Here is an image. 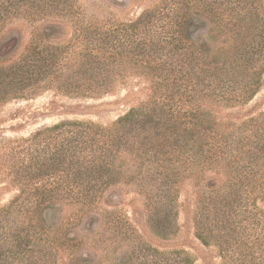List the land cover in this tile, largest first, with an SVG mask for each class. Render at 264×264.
Wrapping results in <instances>:
<instances>
[{"label":"trees","instance_id":"obj_1","mask_svg":"<svg viewBox=\"0 0 264 264\" xmlns=\"http://www.w3.org/2000/svg\"><path fill=\"white\" fill-rule=\"evenodd\" d=\"M249 1L236 0L229 9L203 1L212 33L225 19L220 40L196 39L194 15L182 13L175 0L171 11L157 6L119 26L84 18L81 35L64 41L57 39L60 28L81 24L75 0L0 6V37L14 18L32 32L16 58L0 63V106L47 91L100 98L128 77L149 82L147 100L110 125L64 120L27 136L0 134V183L14 191L0 208V264H54V249L63 247L44 219L49 211H73L93 236L108 227L106 249L70 264H194L184 250L147 244L126 217L104 224L99 212L133 189L148 204L152 234L168 240L176 231L180 180L193 172L201 177L194 188L195 238L217 248L223 264H264V210L258 206L264 184L249 181L255 169H242L264 161V112L242 118L237 139L213 118L246 105L261 89L264 18ZM164 50L170 55H161ZM155 176L161 183L149 185Z\"/></svg>","mask_w":264,"mask_h":264},{"label":"rangeland","instance_id":"obj_2","mask_svg":"<svg viewBox=\"0 0 264 264\" xmlns=\"http://www.w3.org/2000/svg\"><path fill=\"white\" fill-rule=\"evenodd\" d=\"M7 1L0 0V6H9ZM12 1V0H11ZM14 1V0H13ZM174 0H75L78 7V15L81 19L80 25L71 23L60 28L57 39L64 41L68 38H76L79 32L78 26L84 28V18L89 21H97L102 24L119 26L121 23L134 22L144 10H152L157 6L171 11ZM179 3L182 13L193 14L198 27L195 30V38L209 40L212 37L221 39L222 32L226 29L225 19L218 21L217 30L212 33V24L207 13L201 8L204 0H175ZM220 8L229 9L233 7L236 0H217ZM252 9L262 10L264 18V0H250ZM178 7V8H179ZM203 21V23L200 22ZM205 23V26L203 25ZM203 25V26H202ZM211 31V32H210ZM219 31V32H218ZM210 32V33H209ZM218 32V33H217ZM31 30L23 25L21 20L15 19L10 22L9 28L0 37V63H6L16 58L27 45ZM81 35V33L79 32ZM163 56H169L167 50L162 52ZM131 68L124 67V74L128 75ZM149 82L144 79L125 78L114 87L111 94L94 99H77L64 96L60 93L47 91L27 100L11 101L0 106V134L6 137L27 136L42 126H48L64 120L91 121L101 125H110L118 117L124 115L132 107H137L149 96ZM264 112V75L262 77L261 89L257 95L244 106L224 110L221 114L214 115L219 125L228 130L230 139H237V129L242 118L256 117ZM227 133V134H228ZM246 161L248 159L246 158ZM242 168L246 173L255 169L258 174L256 178L250 179L252 183L264 184V161L261 160L257 166L243 163ZM195 174V178L193 177ZM205 174H203L204 176ZM208 174H206L207 176ZM210 175V174H209ZM202 176V177H203ZM262 177V178H261ZM149 178V185L159 186L160 180ZM201 178L199 173L193 172L189 179L180 180L178 188V203L176 210L175 234L168 240L156 238L149 227L146 211V201L131 189L126 194L113 196L111 205L101 204L100 214L103 216L104 224L112 217H126L143 241L147 244L161 249H177L186 251L194 264H223L219 257L218 249H206L195 238L193 217L195 213V183ZM157 179V180H155ZM233 182L246 183L245 180L235 179ZM14 191L0 183V208L6 206L12 199ZM260 209L264 210V202H258ZM74 212L58 213L49 211L44 219L50 225L52 237L56 238L62 245V250L54 249V264H70L80 255L88 251H102L106 249L102 239L107 234L108 227L103 225L96 235H90L84 230V219L77 218ZM22 220V219H21ZM24 220V218H23ZM69 238V239H68ZM89 249V250H88ZM108 251V250H107ZM53 264V263H52Z\"/></svg>","mask_w":264,"mask_h":264}]
</instances>
